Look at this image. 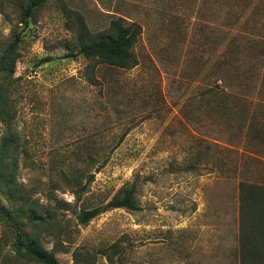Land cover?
<instances>
[{"label": "rangeland", "instance_id": "374dc122", "mask_svg": "<svg viewBox=\"0 0 264 264\" xmlns=\"http://www.w3.org/2000/svg\"><path fill=\"white\" fill-rule=\"evenodd\" d=\"M26 1L0 0V62L20 36L0 73V264H40L29 241L58 264H241L238 186L264 187V0H225L224 20L217 0H46L24 25ZM118 16L142 28L134 67L66 57ZM128 187L138 210L80 222Z\"/></svg>", "mask_w": 264, "mask_h": 264}, {"label": "trees", "instance_id": "16d2710c", "mask_svg": "<svg viewBox=\"0 0 264 264\" xmlns=\"http://www.w3.org/2000/svg\"><path fill=\"white\" fill-rule=\"evenodd\" d=\"M239 1L241 3L245 2V0ZM45 2L46 0H27L19 14V23L27 25L28 19ZM222 2L217 0L215 4L217 18L220 20L226 19L229 13L227 2L225 0H222ZM243 10L241 9V12ZM226 25H228L227 22ZM141 31L142 28L139 24L118 16L110 21L105 37L91 40L86 39L83 35L78 36L75 46L76 51L68 53L66 57L82 56L87 60L106 66L120 69L132 68L136 65L132 49L137 43ZM19 41L20 36L15 33L12 44L1 58L0 73L7 72L8 75H11L14 64L11 54ZM50 60L51 58H44L40 63ZM9 143L10 140H5L2 143L1 148L3 151L9 146ZM238 187L240 203L239 255L241 264H264L261 254L264 252V187L245 182H240ZM114 209L138 210L133 187L125 188L120 196L113 198L103 206L84 210L78 218L81 223H86L100 214ZM23 242L22 240L20 243ZM25 248L27 254L40 264H58L53 256L42 252L39 244L35 241L27 242Z\"/></svg>", "mask_w": 264, "mask_h": 264}]
</instances>
